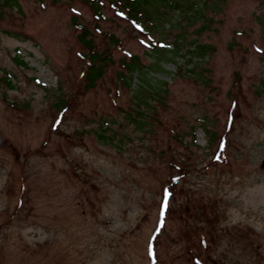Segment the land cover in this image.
Returning <instances> with one entry per match:
<instances>
[{
  "label": "rangeland",
  "instance_id": "obj_1",
  "mask_svg": "<svg viewBox=\"0 0 264 264\" xmlns=\"http://www.w3.org/2000/svg\"><path fill=\"white\" fill-rule=\"evenodd\" d=\"M5 1L0 264H264V0L151 36L109 0ZM74 17L114 59L92 88Z\"/></svg>",
  "mask_w": 264,
  "mask_h": 264
},
{
  "label": "trees",
  "instance_id": "obj_2",
  "mask_svg": "<svg viewBox=\"0 0 264 264\" xmlns=\"http://www.w3.org/2000/svg\"><path fill=\"white\" fill-rule=\"evenodd\" d=\"M83 1L93 9L98 18H103L101 0ZM4 3L9 4L8 0ZM109 4L115 11L121 13L126 19L141 29L143 33L150 36L158 30L165 29V24L168 22L169 24L173 23L172 21L177 14L186 15L187 20L195 19V16L190 14L191 10L195 11L196 14L203 15V13L199 11L201 6L198 3L187 0H109ZM73 23L81 29L78 38L88 50L86 53V59L89 62L86 72V87L92 88L98 79L103 78L105 68L113 64L114 59L108 48L102 51L99 50L98 45L91 37V30L79 21L77 17L73 18ZM96 28L99 30L100 34L105 39L112 42L114 46L121 47V39L116 34L102 30L99 24H96ZM165 30L169 31L170 29L167 28ZM183 41L180 40V43H178V51L182 50L184 45ZM191 44L192 49L187 50L188 54L191 56L190 60L196 56H205L208 50H210L208 44L200 43L197 39H193ZM130 56L132 57V61L126 64L125 67L132 76L134 71H136V66H138V56L133 54H130ZM191 70L192 69L188 71ZM121 77L126 80V75L124 73H121ZM8 82L9 85L12 86L10 81ZM126 82L130 84L129 81L126 80Z\"/></svg>",
  "mask_w": 264,
  "mask_h": 264
},
{
  "label": "snow or ice",
  "instance_id": "obj_3",
  "mask_svg": "<svg viewBox=\"0 0 264 264\" xmlns=\"http://www.w3.org/2000/svg\"><path fill=\"white\" fill-rule=\"evenodd\" d=\"M169 193H167V191L165 192V203H164V207H167V197H168ZM163 215V212H162Z\"/></svg>",
  "mask_w": 264,
  "mask_h": 264
}]
</instances>
